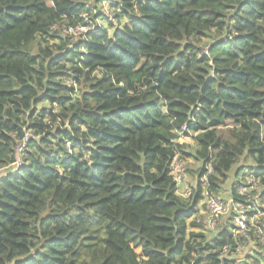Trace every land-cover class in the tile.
<instances>
[{
	"label": "trees",
	"instance_id": "obj_1",
	"mask_svg": "<svg viewBox=\"0 0 264 264\" xmlns=\"http://www.w3.org/2000/svg\"><path fill=\"white\" fill-rule=\"evenodd\" d=\"M101 1L0 0V264H264L199 206L225 190L264 220V0ZM84 13L95 32L51 28Z\"/></svg>",
	"mask_w": 264,
	"mask_h": 264
},
{
	"label": "built area",
	"instance_id": "obj_2",
	"mask_svg": "<svg viewBox=\"0 0 264 264\" xmlns=\"http://www.w3.org/2000/svg\"><path fill=\"white\" fill-rule=\"evenodd\" d=\"M112 2H113L112 0L101 1V5L104 11L103 14L107 16L109 19L113 18V9L109 8V6L113 4ZM82 16L84 17L83 23L75 27H65V26L59 27L53 25L51 28L53 30L58 31L60 34H68L71 37H76L82 33L95 32L99 26V22L97 21L96 24H92L85 13ZM194 122H195L194 119L191 118L188 122L184 123L180 127V129L177 131L178 135L180 136L179 140L184 141L186 139L188 140L190 139V135H184V134L187 125ZM28 139H29L28 134H25L22 137V139L19 142H17L14 150L15 152L18 153L19 157L18 160H16V162L12 164V168H10L9 172H13L17 168L22 166L20 162V155L22 154ZM185 169H186L185 162L182 161L180 158L175 157L172 162V174L178 188H181L185 185V180H184ZM202 180L205 182V176H203ZM255 188H259L258 184L255 182V180L248 177L241 183V185L238 187V190L240 194H245L246 192L254 190ZM179 192H181V189H179ZM188 192L189 191L187 190L185 195H187ZM257 195L258 194H255L254 196L249 198H253ZM203 196H204L203 204L205 207L203 222L205 228L215 227L216 225L219 226L222 223L224 217L232 210L233 213L232 223L234 226L233 233L234 234L240 233L241 235L246 234L248 236L247 243L251 242V246L253 247V248H249L246 243L245 246L240 247V249L248 247V250L253 251L258 248L259 244L264 245V220L262 223H260L258 222L260 220L257 219L256 216H253L252 218H250L248 224L246 217L247 209L254 208V204L256 203H248V201L246 200L245 203H241V202L234 203L231 197L223 198L221 196L213 194L208 189L204 190ZM257 213L262 214V216L264 214L261 210H259ZM249 230H253V233H255L256 238L249 237L250 236ZM226 250H227V245H225L222 248L221 252H226Z\"/></svg>",
	"mask_w": 264,
	"mask_h": 264
},
{
	"label": "rangeland",
	"instance_id": "obj_3",
	"mask_svg": "<svg viewBox=\"0 0 264 264\" xmlns=\"http://www.w3.org/2000/svg\"><path fill=\"white\" fill-rule=\"evenodd\" d=\"M205 41H211V37L208 39H206ZM205 48V47H204ZM185 142L187 143V144H189L190 146L191 145H193V141H191V140H188V139H186L185 140ZM185 166H186V169H185V175H184V180H185V183H187V186L189 187V188H191V185L194 183V180H195V174H196V170H197V168H198V163H197V161L196 160H194V159H190V158H186L185 160ZM237 164L236 165H234V166H232V168L230 169V171H229V174H230V178H231V176H232V174H233V172L235 171V169L237 168ZM249 166H251V167H253V165L252 164H250L249 163ZM5 172V170L4 171H1L0 170V175L2 174V173H4ZM231 180H232V178H231ZM227 184H229L230 183V180H228L227 182H226ZM224 193H225V190H224ZM224 193H222V197L223 198H226L225 197V194ZM224 194V195H223ZM200 206V211H201V215H203L204 216V209H205V207H204V205L202 204V205H199ZM201 221V220H200ZM217 226V225H216ZM216 226L215 227H208V228H206V230H208L209 229V233H211V232H213L215 229H216ZM208 233V232H207ZM208 233V234H209ZM253 239V238H252ZM247 246L249 247V248H253L252 246H251V242H248L247 243ZM248 247H245V248H243V249H240L239 250V256H240V258H242L243 257V255H245V253H251L252 252V250H248ZM137 252H139V249H137Z\"/></svg>",
	"mask_w": 264,
	"mask_h": 264
}]
</instances>
